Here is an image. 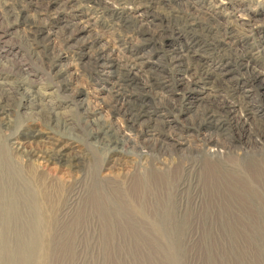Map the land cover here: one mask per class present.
I'll use <instances>...</instances> for the list:
<instances>
[{"label": "rangeland", "instance_id": "rangeland-1", "mask_svg": "<svg viewBox=\"0 0 264 264\" xmlns=\"http://www.w3.org/2000/svg\"><path fill=\"white\" fill-rule=\"evenodd\" d=\"M30 1L0 0V90L27 80L22 96L12 92V98L0 102V149L3 146L20 149L15 156L19 165L22 164V154L41 152L61 145V162L43 167L44 177L55 179L63 185L78 180L84 174L79 165L88 161V164L91 163V150H96V153L99 150L98 154L108 167V173H117L116 166L108 163V160L124 166L133 158L145 154V147L155 138L151 134L154 129L161 133L165 142L175 145L177 154H185L189 146L196 149L203 147L205 154L218 152L222 155L232 145L244 147L246 143L239 139H232L230 144L222 136L223 131L211 124L193 129L195 110L211 100L213 95L220 94L218 99H226L228 104H232L222 112V115L225 114L222 116L223 124L228 128L235 129V125L240 122H243L244 128L254 127V117H264V84L257 89L249 88L248 94L243 97L252 103L255 116L243 110L237 102H232L242 90L237 94V88L233 98L220 92L222 86H238L242 80L240 73L244 71L255 68L264 74V28L259 27L264 25V0H157L152 9L145 10L130 4L119 6L114 0H95L94 6L123 7L124 16L129 15L130 19L140 23L149 32L158 24L154 13L179 7L187 14H195L193 17H198L201 23L210 22L214 27H221L220 23L231 24L244 34V45L252 53L254 61L243 58V65L239 67L227 64V71L219 76L214 74L217 72L214 68L217 66L216 56L205 57L204 64L213 71L203 84L186 89L183 81H190L191 77L183 72H174L171 73L172 77L165 75V86L152 87L151 90L143 84L145 78L148 74L160 77L165 70V56L168 53L172 52L182 59L187 53L195 56L191 53L195 47L187 49L186 38L170 34L164 41L156 43L150 40L143 45L136 38L123 41L128 37L120 25L121 20L108 18L100 11L95 12L90 3L76 9L70 8L69 0H57L49 6L50 0ZM9 13H12V17L7 19ZM73 25L81 31L72 42L62 44L61 33ZM33 26L43 29L37 40L30 34ZM90 46L104 50L107 57L105 67L98 68L96 72L89 69L87 55ZM236 47L242 49V46ZM123 64H128L134 82L137 81L141 89L142 94L138 99L143 102L146 111L145 116L132 124L113 108L116 105L112 99L115 83L113 75L117 66ZM101 127L109 128L119 140L116 148H109L116 151H108L103 144L88 136L89 132ZM70 162L71 167L68 166ZM87 194L76 205L72 218L59 217L62 208L61 205L57 207L59 213H54V229L49 232L47 248L42 253L43 264H230L234 260L238 264H254L256 257L263 259L264 244L255 254L252 252L254 247L250 248L242 235L247 234V229L253 223L264 224V216L216 225L201 221L200 218L191 219L189 228L184 230L170 231L163 226L158 228L152 241L143 239L144 236L139 238L133 232L134 235L124 238L117 235L110 239L96 232H99V219L91 218L88 207L91 196L89 191ZM75 226H78L76 231ZM8 238L9 248L15 253L12 248L18 237L11 233ZM228 240L232 247L226 244ZM227 247L231 250L227 251Z\"/></svg>", "mask_w": 264, "mask_h": 264}, {"label": "bare ground", "instance_id": "bare-ground-1", "mask_svg": "<svg viewBox=\"0 0 264 264\" xmlns=\"http://www.w3.org/2000/svg\"><path fill=\"white\" fill-rule=\"evenodd\" d=\"M56 1L50 0L48 6ZM114 1L119 6L130 4L145 10L152 9V5L157 0ZM94 2L95 0H69L68 3L70 8L76 9H81L82 4L90 3L95 12L100 11L108 18H119L120 25L125 29L128 37L123 41L136 38L143 45L150 40L164 41L168 35L176 34L187 39V49L194 46L199 50L200 53H197L198 50L191 49V53L195 56L187 53L185 59L172 52L168 53L165 56L164 74H158L160 77L148 74L145 78L143 84L148 86L149 90L153 89L152 87L165 86L164 82L167 80L165 75L172 77L171 73L174 72H183L191 77L190 81H183L186 89H191L192 86L198 87L203 84L205 78L209 77L207 75L212 70L204 64L205 57L216 56L215 75L224 74L227 71L225 69L227 64L235 67L243 65V61L241 62L243 58L254 61L252 53L250 54L246 49L247 46L244 45L246 44L244 34L239 33L231 24L220 23L221 27H214L213 24H209L210 22L201 23L198 17H193L195 14L192 16L176 7L154 13L158 24L149 32L140 23L130 19L129 15L124 16L123 7L117 9L105 5L94 6ZM11 17L12 13H9L7 19ZM259 27L264 28V25ZM80 31L79 27L70 26L61 33V43L72 42ZM42 32L43 29L33 26L30 34L34 40H37ZM236 46H242V49H237ZM104 54V50L90 46L87 56L91 71L96 72L107 63ZM131 75L128 64L117 66L113 75L115 83L112 95L116 104L113 108L130 124L137 123L146 114L143 102L138 99L142 94L141 89ZM240 75L242 80L239 87L222 86L220 92L233 98L232 95L236 93L237 88V94L242 90L232 102H237L243 110L254 115L252 103L245 101L243 97L248 94L249 88H258L264 84V74L254 68ZM25 83L27 80L17 82L6 90L1 89L0 102L12 98L10 94L12 92L22 96ZM246 85L249 87L242 88ZM171 87H173L172 83ZM218 96L213 95L211 100L204 102L195 110L193 129L211 124L215 129L223 131L222 136H225L230 144L232 139L246 143L244 147L232 145L223 155L218 152L205 154V148L196 149L191 146L187 147L188 149L184 148L185 154H177L175 145L165 142L161 133L154 129L151 130V134L155 138L145 147V154L133 158L128 165L121 166L107 159L108 163L116 166L117 173L111 171L108 173V167L104 165V160L98 154L99 150L97 153L96 150H91V163L88 164V161L79 165L84 174L69 185L65 183L63 185L55 179L44 177L45 172L42 170L49 163L56 165V162H61L63 152L61 145H54L41 152L21 153L20 165L15 160L20 149L3 146L0 149V264H43L42 253L47 248L46 238L54 229L53 220L59 209L57 207L61 205L62 208L59 217H71L74 215L76 205H79L88 191L91 196L88 206L91 210V218L99 219V232H96L100 236L107 235L110 239L117 235L124 238L135 233L138 237L144 236L143 239L149 241L154 239L158 228L163 226L170 231L189 228L191 219L200 218L201 221L216 225L231 220L264 216V117L252 116L255 118L254 127L244 128L243 122H240L235 125V129L228 128L223 124L222 116L225 114L222 115V112L225 107L232 104H228L226 99H218ZM141 129L145 132L143 128ZM88 136L103 144L108 151H116L109 148H116V144L119 143L109 128H97L89 132ZM68 166L71 167L72 163L70 162ZM56 220L58 221V218ZM11 233L18 237L12 248L15 249V253L9 248L8 236Z\"/></svg>", "mask_w": 264, "mask_h": 264}, {"label": "trees", "instance_id": "trees-1", "mask_svg": "<svg viewBox=\"0 0 264 264\" xmlns=\"http://www.w3.org/2000/svg\"><path fill=\"white\" fill-rule=\"evenodd\" d=\"M262 224L263 223H261V222H259V223L256 222V224L253 223V226L247 229V232H246L247 234L242 235L243 238H246L247 241L249 242L250 248L254 247L252 252L255 254L259 253V250H261L263 248V244H264V224L263 225ZM259 227H260V229H259ZM248 236H249V238H248ZM231 239L232 238L230 237V240ZM230 240H228L226 244L231 245V247H232L231 241L233 239L231 241ZM229 242H230V244H229ZM233 248H234V250H236V248L234 246H233ZM226 249H227V251L231 250L230 247H227ZM220 251H221V249H220ZM222 251H225V249H223ZM256 259L258 261L255 260L254 264H264V253H263V259H261L260 257H256ZM230 264H238V263H237V261L234 260V262L230 263Z\"/></svg>", "mask_w": 264, "mask_h": 264}]
</instances>
